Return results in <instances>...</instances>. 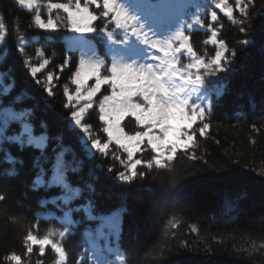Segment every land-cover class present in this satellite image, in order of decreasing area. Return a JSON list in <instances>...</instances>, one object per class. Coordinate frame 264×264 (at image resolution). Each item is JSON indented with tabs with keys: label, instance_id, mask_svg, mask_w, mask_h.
<instances>
[{
	"label": "trees",
	"instance_id": "1",
	"mask_svg": "<svg viewBox=\"0 0 264 264\" xmlns=\"http://www.w3.org/2000/svg\"><path fill=\"white\" fill-rule=\"evenodd\" d=\"M134 1L119 0L131 12ZM184 1V34L191 53L211 58L217 45L208 39L215 31L216 41H224L226 70L205 82L209 102L205 117L198 115L192 125V144L157 165L156 153L141 141L135 153L142 161L137 175L122 181L118 176L126 174L125 151L110 142L104 154L89 153L71 122L65 89H74L80 51L67 43L66 16L62 14L64 23L56 29H40L34 11L17 0H0V126L5 128L0 140V196L5 197L0 200V264H16L13 254L21 257L20 264H99L94 246L101 239V216L114 217L119 228L115 238L113 229H103L123 256L117 264H264V0H250L245 14L235 12L231 18L216 7L222 0ZM37 2L44 10L47 2L75 4ZM80 2H88L97 29L105 26L103 0ZM194 11L198 27L192 24ZM91 37L105 61L99 74H108L107 45ZM186 57L179 61L182 68ZM45 61L43 70L33 75L31 65ZM46 73L54 77L49 83ZM92 83L91 78L81 89ZM109 87L103 85L97 96L107 94ZM190 88L181 89L186 93ZM9 111L23 115L4 124ZM25 121L34 134L45 135L44 146L28 145ZM82 122L91 138L108 141L97 105ZM205 123L209 127L201 135ZM121 125L127 133L141 130L131 115ZM57 157L65 162L68 188L53 182ZM38 177L43 183H36ZM62 197L71 199L65 204ZM89 213L97 219H89ZM28 233L47 236L64 248L65 260L60 262L50 246L44 254L38 245L29 253Z\"/></svg>",
	"mask_w": 264,
	"mask_h": 264
},
{
	"label": "snow or ice",
	"instance_id": "2",
	"mask_svg": "<svg viewBox=\"0 0 264 264\" xmlns=\"http://www.w3.org/2000/svg\"><path fill=\"white\" fill-rule=\"evenodd\" d=\"M29 6L31 0H27ZM21 5L26 3V0H19ZM91 3L95 4L96 0H91ZM144 5L146 7H152L149 0H144ZM99 6V5H97ZM216 7H220L225 14L231 18L232 9L224 8L220 4ZM52 9H62L63 12L67 14L68 28L79 34L93 33L96 31L92 27V22L97 19V17L89 10L88 2H85L83 6L80 0H75L74 7L70 6L68 3H52L50 4ZM111 13V20L114 23L115 29L122 30L124 33V38L121 40L114 41L116 44L124 45V47L116 48L111 51L112 60L111 67L109 71L111 72L110 82L112 84V94L105 95L103 101L100 103V113L99 117L101 121H104L107 125L103 128V131L107 134L109 140H115L116 144L120 145L127 152L128 160L131 161L133 154L136 151V146L133 144H139L144 138H147L148 145L151 149L160 152L161 148L165 145L171 144V152L174 154L177 147L180 146L178 142L181 137H185L184 145L188 146V142L193 140L194 133L189 134L187 129L192 128V124L197 120V116L201 119L205 117L206 110L201 107V105L193 102L189 104L187 98L181 99L175 93L169 92L168 88L165 86L163 77L175 75L174 64H170L171 72L167 70H161L157 72L151 63L141 64L138 67L133 60L134 57H142L146 54L144 49L135 47L134 44L128 42V37H136L144 45H149L153 49H158L165 56H169L170 53L179 52L180 48H172V41H150L148 38V32H145V26L147 25L149 31L152 30L153 24L150 22L148 16L141 17L134 12L129 11V9L119 0H103V17L107 18ZM211 19L213 21L217 20L216 12H212ZM35 22L40 29H52L56 25L54 21L49 18L47 23L43 22L39 15L36 16ZM243 30V29H241ZM107 36L111 38L113 32L108 31ZM183 36V33H178L177 38ZM212 36L216 37V32H212ZM4 37H0L3 39ZM217 41L213 39L212 43L215 44ZM220 50L215 52V58L210 65H204L202 61H197V65L203 66L205 68L212 67L213 73H219L225 71L226 69L222 67V59L224 58L225 48L224 41H220ZM183 47V45H181ZM189 52L192 51L191 48L188 49ZM126 60L132 62H125ZM48 61L41 64L39 68H32V74L35 75ZM230 63V61H229ZM104 65L103 60L97 59H81L79 61V68L75 72V78L72 83L77 85L76 95L78 98L82 96L81 87L92 78L95 77V86L92 87L86 93V98L91 100L93 95L100 89L102 83L109 82V77H104L101 79L99 72L101 67ZM214 66V67H213ZM53 75L49 73L47 80L52 81ZM193 85L202 84L201 77L196 76L195 80L192 81ZM49 94H51V89H48ZM159 93V95H158ZM65 94L67 95V89H65ZM142 96L143 101L146 103L133 102V97ZM67 99L71 101L73 97L71 95L67 96ZM91 104L81 107L78 111L71 112V119L74 121L75 125L81 126L83 132L87 133L89 128L87 125L82 124L83 114L86 108H91ZM187 109V111H186ZM131 113L132 116L141 124L147 125L148 129L146 131H137L135 135L126 136L124 129L121 127V120ZM190 113V114H189ZM22 113H16L9 111L5 117H3L4 124L10 120H19L22 117ZM180 121L182 123H177ZM42 127H46L45 124H41ZM209 125L205 123L203 127L200 128V134L203 135L205 130L208 129ZM158 129V134H154L153 130ZM24 134L27 135L28 145L35 144L37 147L40 146L41 142L46 139L45 136H33L31 134V129L28 124L24 125ZM5 135V128L0 126V140H3ZM174 136L175 141H170L169 137ZM19 137L9 136L8 140L16 141ZM92 147L99 151L101 154L105 153V150L109 148L108 143H102L100 140H93ZM171 160L172 156H168ZM142 161L136 159L129 167L132 169L131 176L126 175L123 171L119 173L118 178L122 181H128L133 176H136L137 165H140ZM156 164L160 165V160H156ZM64 168L65 162L61 157H57L55 161V176L53 177L54 183L63 184L65 188H68L67 184H64ZM37 184L43 183L41 178H37ZM79 190L77 189V192ZM5 199V197L0 196V200ZM64 203L67 204L70 201V197H62ZM80 209H77L79 211ZM65 213V216H68ZM89 219H97V217L92 216L89 213ZM102 221L100 227L97 229L98 237L107 240L108 235L103 229L109 227L113 230L118 231V226L114 217H99ZM71 223V221H69ZM60 235L63 237L64 232ZM27 246V251L31 253L33 251V246H39V252L41 254L45 253V246H50L52 250L59 256V261L63 262L65 260V249L54 243L47 236L43 239L38 238L32 233H28L25 238ZM30 242V243H28ZM10 259L15 261L16 264H20L21 257L13 254Z\"/></svg>",
	"mask_w": 264,
	"mask_h": 264
},
{
	"label": "rangeland",
	"instance_id": "3",
	"mask_svg": "<svg viewBox=\"0 0 264 264\" xmlns=\"http://www.w3.org/2000/svg\"><path fill=\"white\" fill-rule=\"evenodd\" d=\"M17 2L21 7L34 11V18H36V16L39 15L41 17L42 21L45 23H47V20L49 18H51L54 21L56 27H57L58 23H64V20H63L64 16H62V14L65 15L67 18V14L65 12H63L62 9L50 8V4L62 3V2H47L45 4L46 10L40 8L37 5V3H38L37 0H31L30 6H29V3L27 2V0H26V3L23 5H21L19 3V0H17ZM249 2H251V1L250 0H222L219 2V4L226 9L227 8L232 9V15H233V13H235V12H237L239 14H245L247 7L249 5ZM149 3L152 5V7H150V8L146 7L144 5V0H136V2L134 4V8H135L134 13L141 16L142 18L145 16H148L150 22L153 24V28L151 31H149L147 25L145 26V29H144L145 32H148L149 40L150 41H161V42L171 40L172 41V48L173 49L180 48V51L175 52L174 54L170 53L169 56H165L158 49L151 48L150 44L144 45L136 37L129 36L128 42L130 44H134L135 47L140 48V49H144L146 52V54L142 57H134L133 58L136 66L138 67L141 64L151 63L157 72H159L161 70H167V71L171 72L173 69H170L169 65L174 64L175 75L163 77V81L165 83V86L168 88L170 94L175 93L181 99L187 98L189 100V104H192L193 102H195V103L201 105V107L205 108L208 104L207 91L205 90V82L207 80H210L213 77V75L216 73L213 74L212 67L205 68L203 66L197 65V61L198 60L202 61L204 65H210L211 62L215 58V54L207 60H205L203 58H196L193 56V54L191 52L188 51V49L190 47L188 46L187 39H186L185 35L183 34V36L177 38L178 33H183V18L181 15V10L184 6V0H149ZM217 8L222 13V15L228 17L225 14V11H222L220 7H217ZM42 12L47 16L46 18L43 17ZM194 16H195L194 17V25L198 26L196 14ZM93 23H94V21L92 22V27L94 29H96V31H94L93 33L79 34V33H75L73 31H71L68 28V21L66 20L67 29L69 31V34L67 36V41H68L71 48H74V49L77 48L80 50V60L85 59L87 61L89 59H97V60H103L104 61V59L99 55L98 51L95 49V40H93V38L91 36L95 35L100 40H104V42L107 44L108 52L111 55V51L113 49L124 47V45L114 43V41L123 39L124 33L122 30L115 29L114 23L111 20V13L107 17V22H106L105 26L97 29L93 25ZM110 24H111V26H109ZM56 27L52 28V29H45V30H54V29H56ZM108 31L113 32V36L111 38H109L107 36ZM212 32H211L210 37L208 39V42H210V43H212L213 39H215V37L212 36ZM0 37H3L2 32L0 34ZM0 40H2V39H0ZM215 44L217 45V51L220 50V43L216 42ZM181 45H183V47H181ZM224 48H225V46H224ZM225 51H226V49H225ZM185 56H187L184 59L185 68H182L181 63L179 61L181 59H183V57H185ZM111 60H112V55H111ZM224 60H225V56L222 59V62ZM125 62H132V61L126 60ZM42 64H44V62H42ZM104 64H105V61H104ZM40 65H37V64L31 65V70H32V68H39ZM110 67H111V65L109 66V68L105 69L106 72H108V74L107 73H103L101 75L99 74L102 80L106 76L109 77V82H107V83L110 84V87H109L110 91L107 94H104L100 97L97 95L100 92L101 87L107 83L101 84L100 89L93 95L91 100H88L86 98L87 91L95 86V77L94 76L92 77L93 83L91 84V86L84 91L81 89L82 96L80 98H78L76 95L77 85L72 83L74 85V89L72 91L71 90L67 91V96L71 95L73 97V99L71 101L68 100L69 105L72 108V111H78L81 107H85V105H88V104H91V106L97 105L98 110H99V117H100V115L102 114V113H100V103H101V101H103V97L105 95L110 96L112 94V90H113L112 84L110 82V78H111V72L109 71ZM222 67H223V65H222ZM78 68H79V64H78ZM42 70H43V68L40 71H42ZM48 75L49 74H47V73L45 74V78H46L47 83L50 82L47 80ZM198 75L201 77L202 84L193 85L192 81H194L196 76H198ZM74 78H75V73H74V76L72 78V81ZM187 86H191V88L185 93L181 88L187 87ZM6 89H8L7 86L5 87V91H6ZM158 95H159V93H158ZM97 97H98V99H97ZM133 102L146 103L143 101L142 96L133 97ZM89 109L90 108L85 109V112L83 114V118H84L87 110H89ZM186 111H187V109H186ZM128 115H131V113H129ZM132 117H134V116H132ZM70 119H71V114H70ZM71 122L74 126H76L79 129L80 134L82 135L81 140H82V143L84 145V148L89 153L96 150L92 147V141L98 140V139L91 138L90 137L91 136L90 131H88L87 133L83 132L81 126L75 125V123L72 119H71ZM102 122L104 123V127H106L107 125L105 124V122L104 121H102ZM177 123H182V122L177 121ZM25 124H28V123H24V125ZM82 124H83V122H82ZM24 125H23V130H24ZM140 126H141L140 131H146L148 129L147 125H141L140 124ZM121 127H122V125H121ZM30 129H31V134L33 136H37V137L44 136L41 134H33L31 126H30ZM191 129H187L189 134H192ZM124 132H125V130H124ZM153 132H154V134H158V129H154ZM125 135L126 136H132V135H135V133L125 132ZM185 139H186L185 137H181V140L178 142V144L180 146H178L177 149H186L192 144V141H190V142H188L187 147L183 146ZM143 140H145L147 142V138H144ZM169 140L176 142L174 136H170ZM110 142L116 144L115 140H109V139L107 142H102V143H110ZM44 144H45V140H43L41 142L40 146H42ZM133 144L136 146V151H137L139 149L141 142L138 145L135 144V142H133ZM118 146H120V145H118ZM120 148L122 150H124L123 147L120 146ZM170 149H171V144H168V145H165L164 147H162L160 152H156L153 150L156 153L155 160L159 159L161 161L162 158H168V156L172 155V152ZM136 151L134 152L133 158L131 161L128 160V157L126 159V169H127L126 174H128V175H130L132 173V169L129 166L132 163H134L136 159H138L135 156ZM125 153L127 155L126 151H125ZM101 261H102V264H109L108 262L105 261L104 256H101Z\"/></svg>",
	"mask_w": 264,
	"mask_h": 264
}]
</instances>
